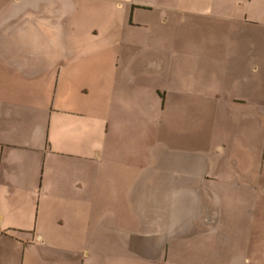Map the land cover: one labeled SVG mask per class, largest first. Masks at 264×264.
<instances>
[{
	"label": "crops",
	"instance_id": "1",
	"mask_svg": "<svg viewBox=\"0 0 264 264\" xmlns=\"http://www.w3.org/2000/svg\"><path fill=\"white\" fill-rule=\"evenodd\" d=\"M147 17L166 27V43L146 41L167 48L166 59L128 54H141ZM179 28L203 45L191 49ZM190 52L197 62L184 61ZM116 64L135 82L169 73L182 99H222L206 108L218 120L229 109L252 116L230 131L236 142L192 145L190 123L171 127L167 142L153 130L143 140L140 125L132 137L134 124L119 115L127 101L109 85ZM249 133L254 175L229 153L243 151ZM228 156L254 178L253 203L220 204L215 183L204 184ZM129 199L144 235L92 233L96 209H127ZM81 239L89 246L61 245ZM94 242L102 259L133 251L141 264H264V0H0V264H87Z\"/></svg>",
	"mask_w": 264,
	"mask_h": 264
},
{
	"label": "rangeland",
	"instance_id": "2",
	"mask_svg": "<svg viewBox=\"0 0 264 264\" xmlns=\"http://www.w3.org/2000/svg\"><path fill=\"white\" fill-rule=\"evenodd\" d=\"M135 19L138 22L139 19ZM142 22H144L142 27L148 30L140 32L141 34L137 35L141 40L138 41L139 44H137L136 47L139 46L142 52L141 54H136L134 52L135 50H131L128 53L129 56L140 59L153 58L158 61L157 57L154 56L159 54L160 57L166 59L167 48L162 47L150 49V41L146 42L148 39H151L153 44V42L158 39L166 43V27L159 24V18L157 17H147V19H142ZM179 30H181L184 35H187L189 39L188 46L191 49L196 50L199 46L203 45V41H199L197 34L192 35L190 32H185L183 28H179ZM169 57L177 58L172 54H169ZM184 61L193 63L197 62V59L193 56L192 52H190L184 58ZM168 75L169 73L167 72L159 75L147 72L144 76H139L137 82H135L134 80H131L130 73H126L125 66L116 64L111 67V82L109 81V85L111 86V91L117 95L116 100H118V97L123 94L124 99L127 101L122 104V107H127V111L119 115L122 117L123 123L134 124L132 137L136 136V125H140L141 130L139 131V136L143 140H147L153 136L151 135L153 130L154 137H158L160 141L167 142L176 138V135H174V132L170 129L171 127H175V125H183V123H190L191 132L189 138L191 139L192 145L196 144L199 146L203 143L210 144L219 140H231L236 142V137H232L230 131H232L236 124L240 122V120L242 121V119H245L247 123V116L252 115L245 112L239 113L229 109L226 110L218 120L216 119V115L212 112L206 111V108L216 107L222 99L219 101L218 97L179 98L172 89H169V82L172 80V76H170V79L168 80ZM97 85L98 82L94 83L93 86L97 87ZM89 89L91 91V87ZM134 106L141 109V111L137 109L135 113H131L128 108ZM179 106L189 107L192 111H190L189 114H173L168 112V107ZM156 124L159 125L157 126L159 135L155 127ZM214 124L218 125L219 132H214L212 129ZM225 131H228L230 134L224 135ZM176 132L178 133V129H176ZM126 133H128V131ZM250 134L251 133L243 138L244 142L240 145V149L243 148V151L229 150V153L232 158L238 157L242 159L238 165L242 170V174H251L254 171V175L256 171L255 169L258 168V164L253 161V159H256V156L252 151L254 152L253 148L256 147L252 143ZM237 140L238 144L240 139L237 138ZM249 152H251V154ZM231 157L228 156L225 161H222L220 169L216 172L217 177H214L216 182H214V180H204L203 182L206 184V187H210L212 183H215V193H213V197L215 198V201L220 204H251L258 198V194L256 193L257 188L253 185L254 178L241 176V172H239L236 164L231 161ZM145 162L146 161L143 159V166H145ZM248 166H250V168L246 171L245 169H247ZM130 184L131 179L128 178V187ZM194 184H196V179L192 178V185L194 186ZM201 192H203V195H201ZM194 195L195 194H192V196ZM197 195L199 198L206 196L204 190L201 188ZM110 198L112 201H117L119 196L118 194H111ZM115 205L116 207L114 208L112 203L111 208L107 209L105 213H103L101 209H96L93 220L91 221V218H89L88 228L94 235L139 236L146 233L148 227L138 222L141 217L131 208L130 199L127 200V209L120 210L118 209L117 204ZM60 213L63 215L64 211H61ZM119 213L122 214L120 215ZM65 216L70 217L69 211H65ZM125 217L127 219L126 225H119L120 219ZM223 223L225 225H230L227 217H224ZM83 233L85 232H80L79 234ZM61 245L66 250L70 249L69 246H75V249L79 250L86 246L88 247L89 243L84 239H81L79 242H66L61 243ZM92 251H96V258H91L87 264H141L145 262L141 259L138 253L133 251H128L125 255L123 254L120 256L106 255V257L102 259L100 242L93 243Z\"/></svg>",
	"mask_w": 264,
	"mask_h": 264
}]
</instances>
